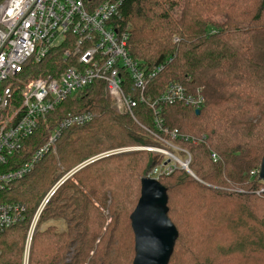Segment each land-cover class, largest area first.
Listing matches in <instances>:
<instances>
[{
	"label": "trees",
	"instance_id": "obj_1",
	"mask_svg": "<svg viewBox=\"0 0 264 264\" xmlns=\"http://www.w3.org/2000/svg\"><path fill=\"white\" fill-rule=\"evenodd\" d=\"M120 9L114 21L129 32V54L146 73L162 65L146 78L144 98L154 101L171 82L190 93L201 87L200 113L175 102L160 104L156 114L139 102L133 119L111 108L100 80L67 96L39 120L13 162L0 165L6 171L26 160L68 113L97 112L64 128L55 152L0 191L2 201L25 205L23 219L0 233V264H23L30 222L48 191L27 264H132L130 213L140 180L165 156L147 148L99 155L123 147L173 151L169 142L188 150L193 174L176 168L157 175L178 232L168 264H264V182L252 173L264 153V0H122ZM61 52L54 48L32 64L66 66ZM173 129L205 138L173 139Z\"/></svg>",
	"mask_w": 264,
	"mask_h": 264
},
{
	"label": "built area",
	"instance_id": "obj_2",
	"mask_svg": "<svg viewBox=\"0 0 264 264\" xmlns=\"http://www.w3.org/2000/svg\"><path fill=\"white\" fill-rule=\"evenodd\" d=\"M121 2L4 0L0 3V165L13 160L14 154L24 146L25 139L37 129L40 119L56 109L67 96L85 90L96 80L104 83L113 110L119 114L129 113L134 119L133 108L139 102L153 107L156 114L160 104L183 102L196 109L203 104L201 87L195 93H190L178 82L169 83L154 101L144 98L142 92L146 78L154 76L162 65L146 73L139 61L129 54V32L119 31L114 21L121 16ZM57 47H62L61 54L66 66L58 65L53 71L33 66L32 63L40 62ZM95 116L96 112L93 111L68 113L49 130L48 139L32 151L26 160H19L13 169L0 171V191L33 169L50 148L54 149L64 128L83 125ZM156 121L160 130L168 132L167 128L160 126V120L156 118ZM170 135L173 139L190 142L203 141L205 138L204 135L196 138L181 134L177 129L170 131ZM168 144L175 151L142 147L165 156V160L154 167L149 176L157 178V175L169 174L176 168L191 174V155L188 150L172 142ZM131 149L117 148L99 156ZM176 153L183 155L180 158ZM211 158L216 162L220 157L212 151ZM167 159L170 160L167 162ZM255 172L258 174L259 168L252 171ZM48 200L49 192L30 222L27 256L34 224ZM24 212L25 205L22 202L0 199V233L23 219ZM24 264H27V260Z\"/></svg>",
	"mask_w": 264,
	"mask_h": 264
},
{
	"label": "water",
	"instance_id": "obj_3",
	"mask_svg": "<svg viewBox=\"0 0 264 264\" xmlns=\"http://www.w3.org/2000/svg\"><path fill=\"white\" fill-rule=\"evenodd\" d=\"M195 113L199 114L200 109H195ZM258 178L264 182V153ZM167 201L166 188L157 178H141L140 196L130 213L134 235L132 264H168L178 232L167 215Z\"/></svg>",
	"mask_w": 264,
	"mask_h": 264
},
{
	"label": "rangeland",
	"instance_id": "obj_4",
	"mask_svg": "<svg viewBox=\"0 0 264 264\" xmlns=\"http://www.w3.org/2000/svg\"><path fill=\"white\" fill-rule=\"evenodd\" d=\"M2 1H4V0H1V2ZM0 2V3H1ZM111 102V101H110ZM111 104V103H110ZM111 108H112V106H111ZM113 109V108H112ZM97 113V112H96ZM134 119V118H133ZM130 148H132V149H136L137 147H130ZM131 149V150H132ZM55 150H56V148H54L53 149V152H55ZM174 151H175V149H173ZM180 158L182 157V155H180V154H178V153H176ZM74 171V170H73ZM73 172H72V170L71 171H66L64 174V177H63V179H65L66 177H69L71 174H72ZM49 192V191H48ZM47 192V193H48ZM45 197V196H44ZM43 197V198H44ZM43 200V199H42ZM41 200V201H42ZM39 206V205H38ZM45 206V205H44ZM44 208V207H43ZM107 212H105V214H106ZM40 215V214H39ZM38 219H39V216H38V218H37V220H36V222H35V224H34V228H33V232H34V230H35V226H36V223H37V221H38ZM57 225H59V227L61 228V229H63L64 228V226L62 225V223L61 222H59V223H56ZM33 232H32V234H33ZM32 234H31V237H32ZM28 237H29V230L27 231V234H26V237H25V245H24V256H23V264H24V262H25V260H27V262H28V256H27V254H26V247H27V242H28ZM30 244H31V239H30ZM30 244H29V247H30ZM28 253H29V250H28Z\"/></svg>",
	"mask_w": 264,
	"mask_h": 264
}]
</instances>
